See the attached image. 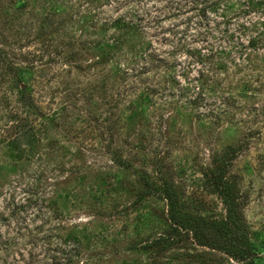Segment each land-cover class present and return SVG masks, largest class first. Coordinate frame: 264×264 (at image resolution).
Listing matches in <instances>:
<instances>
[{"label": "rangeland", "instance_id": "obj_1", "mask_svg": "<svg viewBox=\"0 0 264 264\" xmlns=\"http://www.w3.org/2000/svg\"><path fill=\"white\" fill-rule=\"evenodd\" d=\"M117 19L133 27L104 60L99 41L122 34ZM0 74V264H62V251L77 254L72 264L235 263L186 237L157 253L148 245L169 229L166 200L136 202L119 184L166 179L187 211L221 219L204 172L227 145H240L230 169L264 264V88L254 90L264 82V5L0 0ZM15 121L30 126L19 143Z\"/></svg>", "mask_w": 264, "mask_h": 264}, {"label": "trees", "instance_id": "obj_2", "mask_svg": "<svg viewBox=\"0 0 264 264\" xmlns=\"http://www.w3.org/2000/svg\"><path fill=\"white\" fill-rule=\"evenodd\" d=\"M239 1H241L244 6L251 8V10L262 8L264 5V0ZM211 4L217 5L218 2L212 1ZM130 22L124 19H117L112 22V26L117 31H122V34L113 35L110 39H107V42L103 40L99 41V43H105L99 46L101 58L104 60L107 58L109 59L108 56L111 50L116 46V43H119L123 39L124 33L133 27ZM242 28L244 29L245 27L243 26ZM249 43L250 46H252L255 40L250 39ZM13 66L15 65L11 62L6 66V71L10 74V83L13 88L18 87L21 105L31 110L34 108L32 99L26 87L20 88L19 86L20 83L24 82V76H20L17 66ZM259 87L264 88V82L255 86L254 90L258 91L259 89L257 88ZM15 122L18 124L17 121ZM24 125L30 129L29 125L26 123ZM24 125L18 124V130L16 131V136L18 137L15 139L16 142H18L17 139H19V137L28 136V132ZM30 138L31 137H27V140H30ZM237 148L232 145L224 147V149L212 158L211 166L204 172L205 184H207L211 193L216 194L220 198L225 208V216L221 219L205 217L204 215L187 211L185 202L181 199L178 190L166 179L163 180L160 185L145 179L142 182L143 185L141 189H136V187L128 181L119 182L121 186L126 187L130 194L136 196V202L152 194L161 195L167 202L166 219L169 223V229L155 236L152 241L149 242L148 246L150 248H156L157 253H160L182 242L186 237V239L191 238L197 245L222 252L235 261V263L229 264H258L255 260V249L246 231L244 217L246 194L240 188L238 175L233 173L230 169L232 160L235 158L240 145L239 148ZM116 162L119 165H126V162L120 158H117ZM70 238L73 242L72 248L70 247V249L72 250L74 248L73 250L77 251L80 247L79 241L75 240L73 237ZM76 255L77 254L73 255L70 252L62 251L61 258L65 259V263L62 264H72L71 260L73 256ZM55 264L59 263L57 262Z\"/></svg>", "mask_w": 264, "mask_h": 264}]
</instances>
